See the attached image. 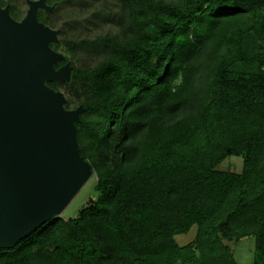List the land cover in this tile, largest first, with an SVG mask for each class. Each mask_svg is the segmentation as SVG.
Here are the masks:
<instances>
[{"label":"trees","instance_id":"1","mask_svg":"<svg viewBox=\"0 0 264 264\" xmlns=\"http://www.w3.org/2000/svg\"><path fill=\"white\" fill-rule=\"evenodd\" d=\"M119 1L128 35L82 40L107 55L65 83L97 198L0 264H239L209 240L250 234L264 264V0ZM232 155L242 171L219 169ZM194 225L197 246L181 245Z\"/></svg>","mask_w":264,"mask_h":264},{"label":"water","instance_id":"2","mask_svg":"<svg viewBox=\"0 0 264 264\" xmlns=\"http://www.w3.org/2000/svg\"><path fill=\"white\" fill-rule=\"evenodd\" d=\"M15 19L0 2V248H13L59 216L93 174L81 154L77 123L53 81H68L69 63L50 48L59 31L38 19L46 0H27Z\"/></svg>","mask_w":264,"mask_h":264},{"label":"rangeland","instance_id":"3","mask_svg":"<svg viewBox=\"0 0 264 264\" xmlns=\"http://www.w3.org/2000/svg\"><path fill=\"white\" fill-rule=\"evenodd\" d=\"M0 2L3 7L8 6L9 10H13L12 16L17 20L23 19L29 9L27 0H0ZM46 2L54 8L52 10L39 9L38 15L45 19L40 22L59 31L58 40L51 43L50 48L64 55V58H68L71 65L70 79L59 81L61 84L57 90L65 93L68 99L67 108L74 109L81 105L80 100L65 83L72 82L74 69L94 65L107 55L106 51L101 48H86L80 42L105 35L115 36L118 39L126 37L128 35L127 25L121 18L123 6L119 0H46ZM259 15H264V10ZM252 23L253 20L246 26L249 27ZM243 163L244 160L241 156L232 155L224 159L218 168L240 172ZM98 178L99 172L93 171L87 182L59 216L64 219L76 217L80 209L89 204V200L96 199L97 193L94 186ZM197 238L198 227L196 225L189 232L176 236L181 245L194 242V247L197 246ZM212 240L215 242H213L214 245H217L219 254L222 253V248L228 245L230 253L239 264L253 262L254 236L252 234L243 236L239 240L220 241L211 238L209 241ZM210 243L207 245H211Z\"/></svg>","mask_w":264,"mask_h":264}]
</instances>
